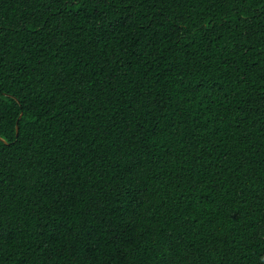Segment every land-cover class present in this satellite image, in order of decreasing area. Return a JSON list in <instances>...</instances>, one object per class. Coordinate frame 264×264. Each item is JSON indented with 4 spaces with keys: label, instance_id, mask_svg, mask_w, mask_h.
<instances>
[{
    "label": "trees",
    "instance_id": "1",
    "mask_svg": "<svg viewBox=\"0 0 264 264\" xmlns=\"http://www.w3.org/2000/svg\"><path fill=\"white\" fill-rule=\"evenodd\" d=\"M0 264H264V0H0Z\"/></svg>",
    "mask_w": 264,
    "mask_h": 264
},
{
    "label": "water",
    "instance_id": "2",
    "mask_svg": "<svg viewBox=\"0 0 264 264\" xmlns=\"http://www.w3.org/2000/svg\"><path fill=\"white\" fill-rule=\"evenodd\" d=\"M17 130H18V128H17Z\"/></svg>",
    "mask_w": 264,
    "mask_h": 264
}]
</instances>
